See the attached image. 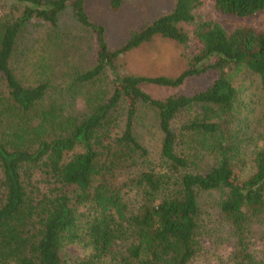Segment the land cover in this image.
<instances>
[{"label":"trees","instance_id":"16d2710c","mask_svg":"<svg viewBox=\"0 0 264 264\" xmlns=\"http://www.w3.org/2000/svg\"><path fill=\"white\" fill-rule=\"evenodd\" d=\"M122 2L109 0L110 10ZM200 5L173 0L111 50L85 0H0V264H70L63 250L75 243L89 250L75 264H191L206 257L205 237L231 244L224 264H264V145L255 126H241L230 78L245 70L264 90V30L197 21ZM214 6L239 18L264 12V0ZM68 9L81 40L93 42L92 64L67 68L55 83L51 64L38 60L36 81L25 85L23 32L34 22L58 28ZM154 36L201 49L176 78L121 74L119 57ZM207 71L219 75L191 96L154 99L141 88L179 87ZM142 109L160 135L157 163L135 130ZM192 109L202 112L177 125ZM212 195L216 217H204Z\"/></svg>","mask_w":264,"mask_h":264},{"label":"rangeland","instance_id":"374dc122","mask_svg":"<svg viewBox=\"0 0 264 264\" xmlns=\"http://www.w3.org/2000/svg\"><path fill=\"white\" fill-rule=\"evenodd\" d=\"M172 8L173 0H123L119 11L113 13L109 7V0H85V11L88 17L92 22L104 27L105 39L111 50L120 47L134 32L141 30L159 16L169 13ZM195 15L197 21L217 24L228 32L244 27L256 32L264 30V12H257L245 18L225 15L215 9L214 0H201ZM56 36L62 41L57 44L60 46L55 47L53 40ZM81 37L82 34L71 19L69 9L61 17L59 27L56 29H51L42 23H32L20 38L23 43L20 46V51H23L20 55L23 62L21 66L23 83L30 85L36 81L35 75L39 71L38 63H36L38 60L41 62L40 65L51 64L54 74L51 81L55 83L61 82L59 77L67 68L91 65L94 60L93 42L92 40L84 42V38L81 40ZM200 49V44L193 40L186 44H179L162 36H154L150 41L119 57V72L123 75L150 78H176L188 68L192 56ZM218 75L216 71H207L199 76L187 78L179 87H157L145 84L141 88L154 99H166L179 95L191 96L208 89ZM230 76L233 85L238 89V101L241 104L238 117L244 121L241 126H255L257 144L264 145V90L259 79L245 70L233 72ZM78 107L82 108L81 102ZM201 112V109L189 110L179 116L176 123L177 125L188 123ZM152 115L149 110L142 109L139 120L135 123V130L141 144L149 151L150 160L157 163L160 135L153 125ZM196 139L194 136L190 142L191 145L196 143ZM182 141L186 148L185 138ZM208 163L210 161L207 157L201 161L200 165L204 166ZM216 197L217 195H212L206 199L204 217L207 213L216 217V210L212 205ZM207 200L210 201L207 202ZM203 245L207 250L206 257L196 259L191 264H224L232 251L231 244L226 242L223 245L215 244L214 237H205ZM63 253L70 264H75L89 255V250L75 243L66 245Z\"/></svg>","mask_w":264,"mask_h":264}]
</instances>
